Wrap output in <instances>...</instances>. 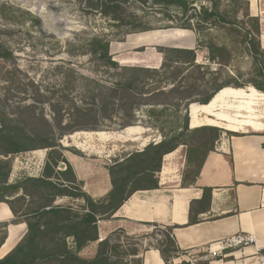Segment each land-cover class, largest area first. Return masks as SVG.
Masks as SVG:
<instances>
[{"label":"trees","instance_id":"trees-1","mask_svg":"<svg viewBox=\"0 0 264 264\" xmlns=\"http://www.w3.org/2000/svg\"><path fill=\"white\" fill-rule=\"evenodd\" d=\"M144 6H151L162 14L169 23L163 29H181L192 31L198 36L197 49L160 47L163 62L160 68L142 66H122L111 54V41L100 36H91L80 46L95 63L96 70L104 68L114 71L120 76L113 84L99 77L86 76L77 72L72 66L57 64L53 72L62 75L63 84L72 86V90H82L81 102L65 95L55 102L52 96L40 93V87L32 80H14L22 71L16 63V54L6 38L14 34L12 29L0 28V69L12 76L9 92L0 94V203L7 204L15 216L14 223L23 221L28 231L17 246L0 259V264H142L139 243L125 250L122 242L114 244L116 237L133 238L124 230H118L100 241L98 221L113 216L128 199L139 191L159 188V174L162 171L166 156L174 153L179 147L187 145L185 137L193 131H214L217 142L222 129L213 126L191 128L190 107L208 105L221 90L225 88L246 89L251 86L264 93V50L260 44L261 20L252 16L247 0H232L234 18L222 10L224 0H136ZM206 1V3H204ZM125 0H86V7L95 9L101 16L120 23L124 29L123 36L147 32L146 26L140 22H124ZM244 7L245 13L239 16L238 11ZM20 12L6 3H0V15L9 22L14 14ZM244 18L251 21V28L244 26ZM34 26L43 30L42 21L30 16ZM225 33L232 39L234 46L220 43L213 31ZM244 30V32H243ZM240 37L243 39L240 40ZM241 41V42H240ZM238 43L245 45V52L254 63L255 77L248 84H241L232 76L220 80L218 70L212 71L210 66L197 64V51L208 50V61L226 68L232 63ZM197 68L198 72L189 75ZM206 69L212 77L205 84ZM2 71V73H4ZM73 78V80H71ZM192 80V82H190ZM250 84V85H249ZM69 90V89H68ZM57 92V90H56ZM32 93V98L28 97ZM203 93H205L203 95ZM48 103L52 111V121L44 110L37 113L39 100ZM29 102V103H28ZM175 108L178 120L165 133V126L158 129L161 140L146 145L122 159H117L108 167L111 190L101 200H94L83 190V183L62 154L64 147L61 140L78 131H101L99 119L119 121L120 130L133 127L138 122V112L145 109L150 118L169 108ZM124 114H123V113ZM123 114V118L118 116ZM116 115V116H114ZM101 117V118H100ZM67 124H63L65 119ZM55 124L58 126L55 127ZM226 131V130H225ZM228 136H239L235 132L226 131ZM215 142V145H216ZM209 148L199 160L197 171L191 181L184 176L183 187L194 185L207 155L214 150ZM35 150H47V162L43 174L39 177H25L10 182L12 173L11 156ZM66 165L64 170L59 165ZM40 193L43 203L37 208H29L27 198L32 192ZM212 188H204L200 200L193 201L190 211L189 225L201 220L199 211H208L212 201ZM69 197L82 200L84 205L75 208L58 204L59 198ZM22 203L19 209L16 203ZM1 205V204H0ZM8 222L0 223L6 231L0 239V247L7 237ZM154 228L152 235L143 237L156 239L157 244L151 248L160 252L165 264L184 254L178 246L173 234L177 226H163L145 223ZM98 242V250L94 257H85L81 253L90 244ZM124 249V250H123ZM125 256L124 259H122ZM128 257V258H127ZM180 264H186L183 261ZM207 264V263H200Z\"/></svg>","mask_w":264,"mask_h":264},{"label":"rangeland","instance_id":"rangeland-1","mask_svg":"<svg viewBox=\"0 0 264 264\" xmlns=\"http://www.w3.org/2000/svg\"><path fill=\"white\" fill-rule=\"evenodd\" d=\"M262 2L264 5V0ZM0 3H6L8 6L20 10L14 14L11 22L0 15V28L12 29L14 32L6 40L12 46L16 54V63L22 71V74H16L13 79L34 81L39 85L41 94L52 96L55 93V102L62 100L61 98L65 95H70V97L76 98V102L80 104L83 95L82 90H72L70 85H68L69 90L67 89L66 85L63 84L64 77L52 70L57 64H63L66 68L72 66L77 72L90 77L104 78L112 84L120 79V76L114 71L110 72L104 68L96 70V65L90 60V56L85 55L86 52L80 48L83 41L91 36H100L110 40L111 54L114 60L122 66L147 68L161 67L164 56L160 52V47H170L177 43L183 46L191 44L192 35L188 30L180 32L181 29H163L169 24L167 19L152 9L150 5L144 6L136 0H125L124 22H140L150 30L126 36H123L124 29L119 27L120 23L101 16L95 9L87 8L86 0H0ZM233 9L232 0H224L222 10L227 11L231 18H234ZM239 12V16H243L245 13L243 6ZM30 16L42 21L43 30L33 25ZM244 23L245 28L249 30L251 21L244 18ZM212 34L220 43L234 46L232 39L227 38L225 33L215 30ZM196 39L198 41L197 35ZM241 39L243 38L240 37ZM195 49H197V45ZM207 59L208 50L204 47L200 48L197 51V64L208 65L212 71L221 72L220 80H224L229 75L241 84H248V81L255 77L253 60L245 52V45L242 43L237 44L235 57L229 67L219 68L217 64L210 63ZM2 71L5 70L0 69L1 95L9 92V89H12L11 92L14 90L11 83L12 76H8ZM202 71L206 73V77L205 81L199 82V84L203 85L212 76L207 73L206 69H202ZM197 72L198 69L194 68L189 75ZM32 96L33 98L37 97L32 93L28 97L32 98ZM37 99L42 100V98ZM256 106V109L253 108L252 111L253 119H264V114L259 111L261 105ZM191 108V127H193L194 119L199 121L200 118L205 119L201 114V106L194 104ZM41 110H44L49 120L52 121L50 106L48 103H43V100L38 103L37 113H40ZM144 110L141 109L138 112V122L134 127L120 130L119 121L115 119L117 117L112 121L99 119L98 126L104 127L101 131H78L65 136L61 140L64 147V150L61 151L62 154L68 162L73 163L77 174L83 177L87 183L104 186L109 176L108 167L115 160L142 150L149 143L160 141L162 137L158 129L165 126L164 132L168 133L179 116L178 111L172 107L163 112L161 117H158V115L160 116L158 113L155 117L150 118ZM122 113L118 116L123 118L124 113ZM249 115L244 112L242 113L243 118H237L235 115L233 118L247 120ZM67 122L68 119L66 118L63 124L65 125ZM55 127L58 126L55 124ZM223 127L224 125L217 127L222 129L220 136H228ZM126 130L128 132L137 130L138 133L129 135ZM214 135L215 132L211 130L193 131L185 137L187 145L179 147L176 150L178 152L173 155L172 159H177V170L187 178V182L194 178L199 160L205 152L215 145ZM47 154V150H35L11 156L12 173L10 179L15 182L25 177L41 176L47 162ZM164 163L167 164L165 160ZM65 167L64 163L59 165L61 170H64ZM78 181L83 183L84 188L85 181L81 179ZM32 193L33 195L26 201L29 208H37L43 203V199L40 193L34 191ZM74 204L75 208H81L84 202L79 200V202L74 201ZM15 205L19 209L22 203L17 202ZM139 228L143 231L133 235V238L119 236V238H115L114 244L122 242L127 246L124 247L125 250L133 247L135 243H139L142 249L157 244L156 239L150 236L146 240L143 239L147 234L152 235L153 227L143 225ZM5 231L0 226V239L4 236ZM124 258L125 256L122 259Z\"/></svg>","mask_w":264,"mask_h":264},{"label":"crops","instance_id":"crops-1","mask_svg":"<svg viewBox=\"0 0 264 264\" xmlns=\"http://www.w3.org/2000/svg\"><path fill=\"white\" fill-rule=\"evenodd\" d=\"M247 1L250 14L261 20L260 44L264 50L263 0ZM188 32L192 35L190 45L177 43L170 47L195 49L196 35ZM256 105H261L259 111L264 114V93L250 86L246 89L231 88L213 106H201L205 120L200 118L202 124L198 127L224 125V130L240 135H222L214 150L207 155L194 185L188 187H183L184 175L177 170V159H172L178 151L166 156L167 164L164 163L159 174V188L135 193L113 216L101 218L98 221L100 241L118 230L133 236L143 231L139 227L146 226L145 223H155L177 226L173 234L184 254L174 259V264L185 261L188 254L197 256L211 245L217 247L219 242L237 233L251 234L255 239L251 247L238 255L264 253V119H253L252 111ZM189 112L191 116V107ZM244 112L250 117L237 120L243 118ZM233 115L237 118H233ZM137 130L126 132L131 135L138 133ZM70 164L72 168L75 167L72 162ZM73 170L77 179L85 181L83 189L94 200L103 199L111 190L110 176L103 186L87 183L75 168ZM10 182L13 181L10 179ZM204 188L213 189L210 209L199 211L197 217L201 221L189 225L192 202L202 198ZM74 201L79 202L63 197L57 203L75 207ZM0 204V223H9L6 240L0 247V259H3L25 236L28 226L23 221L14 223L15 216L10 207L5 203ZM139 249L142 264H165L158 250ZM97 250L98 242L90 243L81 254L94 257Z\"/></svg>","mask_w":264,"mask_h":264},{"label":"built area","instance_id":"built-area-1","mask_svg":"<svg viewBox=\"0 0 264 264\" xmlns=\"http://www.w3.org/2000/svg\"><path fill=\"white\" fill-rule=\"evenodd\" d=\"M254 236L246 233H237L218 243L204 249L197 256L187 255L186 264H194L201 261L207 264H264V253L253 256H241L239 253L254 244ZM254 260V261H251Z\"/></svg>","mask_w":264,"mask_h":264},{"label":"bare ground","instance_id":"bare-ground-1","mask_svg":"<svg viewBox=\"0 0 264 264\" xmlns=\"http://www.w3.org/2000/svg\"><path fill=\"white\" fill-rule=\"evenodd\" d=\"M185 30H181L180 32H184ZM231 88H225L221 90L218 94L215 95V97L212 99V101L207 106H213L220 98H222L227 92H230ZM206 106V105H205ZM204 107V106H202ZM194 127L200 126L202 124L199 120L194 119L193 120ZM211 124V123H209Z\"/></svg>","mask_w":264,"mask_h":264}]
</instances>
